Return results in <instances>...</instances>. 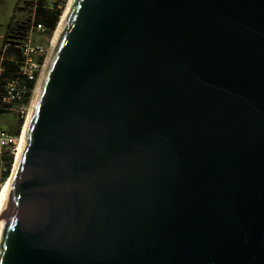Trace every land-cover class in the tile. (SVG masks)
I'll list each match as a JSON object with an SVG mask.
<instances>
[{
	"label": "water",
	"instance_id": "obj_1",
	"mask_svg": "<svg viewBox=\"0 0 264 264\" xmlns=\"http://www.w3.org/2000/svg\"><path fill=\"white\" fill-rule=\"evenodd\" d=\"M70 1L0 264H264V0Z\"/></svg>",
	"mask_w": 264,
	"mask_h": 264
},
{
	"label": "built area",
	"instance_id": "obj_2",
	"mask_svg": "<svg viewBox=\"0 0 264 264\" xmlns=\"http://www.w3.org/2000/svg\"><path fill=\"white\" fill-rule=\"evenodd\" d=\"M63 5L61 0H46L44 7L61 9ZM34 18L32 14L25 35L11 38L0 57V116L14 113L20 120L25 121L43 75L56 31H51ZM6 62L12 66V76L2 78L5 71L3 64ZM24 128L25 124L21 126L18 134L0 129V163L6 156L16 160L23 144Z\"/></svg>",
	"mask_w": 264,
	"mask_h": 264
},
{
	"label": "trees",
	"instance_id": "obj_3",
	"mask_svg": "<svg viewBox=\"0 0 264 264\" xmlns=\"http://www.w3.org/2000/svg\"><path fill=\"white\" fill-rule=\"evenodd\" d=\"M60 1V0H56ZM46 0H30L26 1V4L24 7L19 6L20 10L25 11V17L18 20L13 26L10 25L8 28V32L6 36L3 39L2 48L0 51V55L3 53V49L6 44H8L11 38H17L22 37L25 35L26 31L28 30L29 22L31 21L32 14L35 16V20L39 23H42L44 26L49 28L51 31H54L57 27V24L60 20L61 14H62V8H53L48 9L45 8ZM23 14V13H22ZM5 71L2 73V78H9L12 76L10 69L12 68L11 64L8 62L3 64ZM23 124V120H20L19 126L14 129L10 130L9 132L18 134L20 132L21 126ZM4 164V180H6L10 172L12 170L13 165V157H4L2 160Z\"/></svg>",
	"mask_w": 264,
	"mask_h": 264
},
{
	"label": "rangeland",
	"instance_id": "obj_4",
	"mask_svg": "<svg viewBox=\"0 0 264 264\" xmlns=\"http://www.w3.org/2000/svg\"><path fill=\"white\" fill-rule=\"evenodd\" d=\"M27 0H0V51L3 44V39L8 32L10 25H14L18 20L25 17V11L20 10L19 6L24 7ZM30 1V0H28ZM52 1V0H51ZM64 3L62 6V14L60 20L57 24L55 31L59 27L61 18L67 10V6L70 0H61ZM23 13V14H22ZM55 32V34H56ZM56 36V35H55ZM1 57V55H0ZM27 120V118H26ZM26 120L23 121L22 126L26 123ZM25 122V123H24ZM20 118L14 113L3 114L0 116V129L5 131L14 130L19 126ZM3 162V161H2ZM14 164V162H13ZM13 167V165H12ZM11 173V172H10ZM10 176V175H9ZM9 178L4 180V164L0 163V196L3 191L4 184L8 181Z\"/></svg>",
	"mask_w": 264,
	"mask_h": 264
},
{
	"label": "bare ground",
	"instance_id": "obj_5",
	"mask_svg": "<svg viewBox=\"0 0 264 264\" xmlns=\"http://www.w3.org/2000/svg\"><path fill=\"white\" fill-rule=\"evenodd\" d=\"M70 3H71V1H70ZM70 3H69V4H70ZM69 4H68V6H67V10H66L65 14H64L63 17H62V20H64V18H65V16H66V13H67L68 8H69ZM61 22H62V21H61ZM58 31H59V30H58ZM57 37H58V33L56 34V36H55V38H54V41H53L54 44H55V41H56V38H57ZM49 58H50V56H49ZM41 80H42V76H41L40 81H39V83H38V88H39V85H40ZM38 88L36 89V91H35V93H34L33 100H34V99L36 98V96H37ZM29 117H30V115H29ZM29 117L27 118L28 120H29ZM28 120H27V123H28ZM27 123H26V126H27ZM26 126H25V128H24V132H25ZM23 140H24V133H23ZM22 145H23V144H22ZM21 149H22V146H21ZM21 149H20V151H19V153H18V155H17V158H18L19 155H20ZM10 192H11V179L9 178L8 181L4 184L3 191H2V194H1V196H0V211H1V209L3 208V206L5 205V203L7 202L8 198H9V195H10Z\"/></svg>",
	"mask_w": 264,
	"mask_h": 264
}]
</instances>
